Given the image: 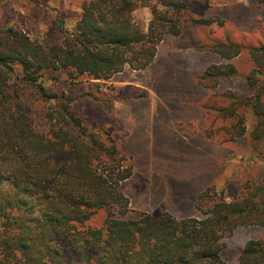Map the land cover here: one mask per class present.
I'll use <instances>...</instances> for the list:
<instances>
[{
	"label": "trees",
	"instance_id": "obj_1",
	"mask_svg": "<svg viewBox=\"0 0 264 264\" xmlns=\"http://www.w3.org/2000/svg\"><path fill=\"white\" fill-rule=\"evenodd\" d=\"M194 0H82L70 29L58 21L62 40L40 43L13 27L0 29V263L1 264H224L221 239L240 225H259L264 233V187L251 186L231 198L207 188L197 194L201 217L158 214L125 216L129 200L121 189L133 175L131 156L113 138L89 131L72 98L48 91L42 75L71 80H107L125 67L147 68L165 36L183 25H208L210 17L189 13ZM262 3L264 0H250ZM148 9L146 24L134 12ZM211 50L231 59L241 45L214 42ZM254 68L246 76L250 94H228V105L211 108L228 140L246 133L241 107L256 121L249 137L264 139V44L247 47ZM235 74L230 63L211 64L200 75L215 85ZM32 86L45 102V129L33 125L19 94ZM107 212L101 226L90 221ZM238 260L262 264L264 245L249 240Z\"/></svg>",
	"mask_w": 264,
	"mask_h": 264
},
{
	"label": "rangeland",
	"instance_id": "obj_2",
	"mask_svg": "<svg viewBox=\"0 0 264 264\" xmlns=\"http://www.w3.org/2000/svg\"><path fill=\"white\" fill-rule=\"evenodd\" d=\"M82 0H0V29L13 27L32 40L45 43L62 40L58 21L70 29ZM189 13L210 17L208 25L186 22L178 36L167 35L157 46L152 63L145 69L125 67L107 80H74L64 73L39 80L46 90L72 98V105L89 131L113 138L125 154L122 166L133 162V175L121 184L129 200L125 216L143 218L158 214L201 217L195 198L211 188L225 198L241 196L247 188L264 187V139L253 144L249 133L256 118L248 107L245 135L228 140L214 110L230 102L228 94L246 97V76L254 68L247 47L264 44V4L250 0H194ZM146 24L144 8L134 12ZM229 40L241 45L240 53L222 59L211 50L214 42ZM230 63L235 74L213 84L200 75L211 64ZM259 84H264L261 76ZM33 125L45 129V102L35 88L19 91ZM263 99L264 104V94ZM107 212H95L90 223L101 226ZM260 240L259 225L237 226L220 241L224 264H242L238 257L245 243ZM75 261L74 264H81ZM1 264V263H0ZM264 264V262L262 263Z\"/></svg>",
	"mask_w": 264,
	"mask_h": 264
}]
</instances>
